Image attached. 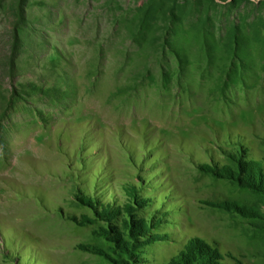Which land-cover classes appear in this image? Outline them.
Returning <instances> with one entry per match:
<instances>
[{
	"label": "rangeland",
	"instance_id": "rangeland-1",
	"mask_svg": "<svg viewBox=\"0 0 264 264\" xmlns=\"http://www.w3.org/2000/svg\"><path fill=\"white\" fill-rule=\"evenodd\" d=\"M2 165L0 264H264V0H0Z\"/></svg>",
	"mask_w": 264,
	"mask_h": 264
},
{
	"label": "bare ground",
	"instance_id": "bare-ground-1",
	"mask_svg": "<svg viewBox=\"0 0 264 264\" xmlns=\"http://www.w3.org/2000/svg\"><path fill=\"white\" fill-rule=\"evenodd\" d=\"M28 155H21V164L24 165L25 161L24 159L27 158ZM22 168L19 165H9L0 166V177L3 175V172L6 173V177H12L14 172L13 170H18L19 174L18 177L21 180H24L26 182L29 181L31 178V174L26 169H20ZM1 188V187H0ZM5 191H0V197H4V202H0V208L2 209V214L8 215V217L16 218L24 223L30 219H36L35 221V231L38 233V235H42L44 232V225L41 219V213H39L38 208L33 205V201L30 198H21L15 196L13 193L10 192L9 189H4Z\"/></svg>",
	"mask_w": 264,
	"mask_h": 264
}]
</instances>
